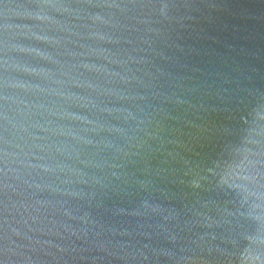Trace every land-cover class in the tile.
<instances>
[{"label": "water", "instance_id": "1", "mask_svg": "<svg viewBox=\"0 0 264 264\" xmlns=\"http://www.w3.org/2000/svg\"><path fill=\"white\" fill-rule=\"evenodd\" d=\"M0 264H264V0H0Z\"/></svg>", "mask_w": 264, "mask_h": 264}]
</instances>
